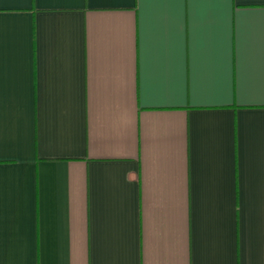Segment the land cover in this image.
I'll use <instances>...</instances> for the list:
<instances>
[{
  "label": "crops",
  "instance_id": "obj_1",
  "mask_svg": "<svg viewBox=\"0 0 264 264\" xmlns=\"http://www.w3.org/2000/svg\"><path fill=\"white\" fill-rule=\"evenodd\" d=\"M0 264H264V0H0Z\"/></svg>",
  "mask_w": 264,
  "mask_h": 264
}]
</instances>
